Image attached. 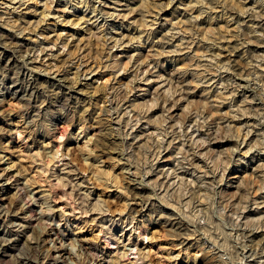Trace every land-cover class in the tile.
Wrapping results in <instances>:
<instances>
[{
  "label": "rangeland",
  "instance_id": "374dc122",
  "mask_svg": "<svg viewBox=\"0 0 264 264\" xmlns=\"http://www.w3.org/2000/svg\"><path fill=\"white\" fill-rule=\"evenodd\" d=\"M0 264H264V0H0Z\"/></svg>",
  "mask_w": 264,
  "mask_h": 264
},
{
  "label": "bare ground",
  "instance_id": "6f19581e",
  "mask_svg": "<svg viewBox=\"0 0 264 264\" xmlns=\"http://www.w3.org/2000/svg\"><path fill=\"white\" fill-rule=\"evenodd\" d=\"M70 243V242H69ZM71 247H73L74 246V244H73V242H71L70 244H69ZM82 247V246H81ZM64 250V249H63ZM68 250V249H67ZM66 253L65 254H68V256L71 254V253H69V252H67V251H65ZM61 253V252H60ZM71 256V255H70ZM58 257L59 258H62L63 259V257H64V254H59L58 253Z\"/></svg>",
  "mask_w": 264,
  "mask_h": 264
}]
</instances>
